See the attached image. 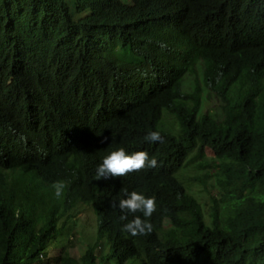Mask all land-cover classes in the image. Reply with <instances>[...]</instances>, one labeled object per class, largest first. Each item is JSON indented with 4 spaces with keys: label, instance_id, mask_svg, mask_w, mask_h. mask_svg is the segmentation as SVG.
Instances as JSON below:
<instances>
[{
    "label": "trees",
    "instance_id": "obj_1",
    "mask_svg": "<svg viewBox=\"0 0 264 264\" xmlns=\"http://www.w3.org/2000/svg\"><path fill=\"white\" fill-rule=\"evenodd\" d=\"M121 147L158 167L95 180ZM193 163L208 205L176 178ZM125 189L155 198L151 234L121 233ZM0 264H264V0H0Z\"/></svg>",
    "mask_w": 264,
    "mask_h": 264
},
{
    "label": "clouds",
    "instance_id": "obj_2",
    "mask_svg": "<svg viewBox=\"0 0 264 264\" xmlns=\"http://www.w3.org/2000/svg\"><path fill=\"white\" fill-rule=\"evenodd\" d=\"M129 2L130 0H122ZM11 80H8L7 84ZM104 137V141H107ZM144 140L149 143H163L164 137L156 130H149L144 136ZM102 141V142H104ZM158 167V161L155 156L150 157L146 151H137L128 154L124 148L112 151L109 155L103 158L102 163L96 168L95 180H108L109 178L122 177L132 172L142 171L144 169H153ZM54 195L57 199L63 197L67 184L65 181L57 180L52 184ZM125 197L118 201V204L113 202L112 207H118L122 213L119 217L121 221H126L122 224L120 231L126 236H145L153 231L151 217L157 210L154 197H146L136 191L128 192L124 190ZM128 213H142L141 216H134L128 220Z\"/></svg>",
    "mask_w": 264,
    "mask_h": 264
},
{
    "label": "rangeland",
    "instance_id": "obj_3",
    "mask_svg": "<svg viewBox=\"0 0 264 264\" xmlns=\"http://www.w3.org/2000/svg\"><path fill=\"white\" fill-rule=\"evenodd\" d=\"M198 69V66H197ZM219 102L215 99L214 96H209L206 93H201L200 95V114L210 113V112H216L218 109ZM171 122H175L174 118L171 116H167L164 119V123L168 124ZM163 123V124H164ZM162 127V123L160 124ZM166 127V126H165ZM201 154L205 159L210 160L214 157L212 151L209 148L203 149ZM216 171L213 170L211 175L212 177L207 180V183L209 184L208 187L210 190L213 180L215 178ZM203 171L200 169H197L195 166V163L193 164H186L183 169H181L177 175L176 178L178 181L181 182L183 187L186 189V191H191V193L197 198L199 202H201L203 205H208V196L207 193L204 192V190L200 189L199 186H197V182L194 180H191L194 176H202ZM215 193V192H214ZM91 209V208H90ZM87 209L86 211H82L77 219L75 227L71 229V227H67L64 232H62L61 235L58 237L53 238L49 245H48V259L50 262L58 256L62 249L66 246L68 247V250H65L64 255L65 256H76L78 257L83 250V247L86 244V240L92 237V234H94V230H96L97 224H98V217L93 214V210ZM169 226V221L166 220L164 223V227Z\"/></svg>",
    "mask_w": 264,
    "mask_h": 264
}]
</instances>
